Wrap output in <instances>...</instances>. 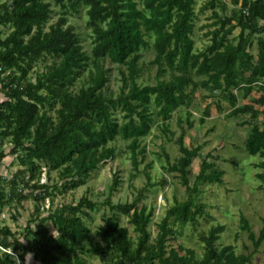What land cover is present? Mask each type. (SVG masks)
Returning <instances> with one entry per match:
<instances>
[{"label": "trees", "instance_id": "1", "mask_svg": "<svg viewBox=\"0 0 264 264\" xmlns=\"http://www.w3.org/2000/svg\"><path fill=\"white\" fill-rule=\"evenodd\" d=\"M196 0H0V162L10 155L19 168L7 178L0 174V212L15 200L32 198L33 216L16 235L0 219V264H86L94 256L100 264H250L264 240V223L256 234L240 214V228L252 244L248 252L233 245H218L224 225L198 234L201 256L176 239L185 225L195 228L207 216L200 184H224L221 170L203 158L193 181L192 159L201 144L186 146L185 128L192 127L191 106L198 90L206 91L199 123L209 116L210 104L226 115L248 114L245 148L259 160L256 178L264 183V0H206L198 13L210 9L209 22L199 29L206 43L195 46ZM54 7L59 16L49 23ZM85 10L89 51L69 16ZM238 28L237 35L233 31ZM5 29H8L6 32ZM257 52H250L253 39ZM154 52V83L137 82L141 51ZM45 60L41 71H33ZM121 66L118 92L109 89L105 61ZM32 71L34 77H32ZM258 98L248 102L252 92ZM250 99V98H249ZM255 104L262 108L255 107ZM178 114L180 133L174 138L179 156L169 161L163 144L166 172L175 173L185 187V197L167 205L158 221L154 206L140 202L150 180L127 203H112L108 195L100 204L87 195L77 201L54 203L60 194L84 185L91 173L116 158V141H127L131 177L140 173L146 144L140 138L157 127L165 141L173 140L169 121ZM118 116H121L118 118ZM120 119V120H119ZM153 136H159L153 132ZM9 149L4 151V147ZM158 155V154H157ZM149 165V164H148ZM55 171L57 180L50 172ZM42 175L47 181L42 182ZM113 174L110 191L118 183ZM164 180L160 181L162 184ZM8 189V193L6 190ZM140 202V204H139ZM108 206L103 223L95 230L85 222L98 206ZM127 218L131 232L120 224ZM37 221L34 226L32 222ZM49 223V224H48ZM150 224H154L152 234ZM53 230L55 232H53ZM31 255L33 262L27 261Z\"/></svg>", "mask_w": 264, "mask_h": 264}, {"label": "rangeland", "instance_id": "2", "mask_svg": "<svg viewBox=\"0 0 264 264\" xmlns=\"http://www.w3.org/2000/svg\"><path fill=\"white\" fill-rule=\"evenodd\" d=\"M206 0H196L195 12L198 13L200 6ZM228 4L227 14L229 13V0H225ZM210 9L198 13L195 19V46L201 48L206 39L201 35L206 28L199 29L200 26L209 22L206 17L210 14ZM59 16V9L54 7L52 17L49 20L54 22ZM69 23L73 24L76 31L81 36L82 45L85 50L89 51L90 38L87 34L86 15L85 10L79 7L78 13L69 16ZM7 32L8 29H5ZM239 29L233 31V35H237ZM250 52L256 54L255 38L252 42ZM154 52L151 48L143 49L141 51V59L139 64L143 67L140 76L137 80L140 84L154 83V74L156 66L150 65L149 61L153 58ZM45 60L41 59L33 71H41ZM105 67L109 70L108 86L114 94L118 92L121 85V78L119 74V65L105 61ZM32 71V77L34 73ZM204 90L196 92L197 98L194 106H191L192 116L194 121L192 127H187L184 121V112H179L183 119L181 127L185 128L184 142L186 146H196L201 144L199 156L192 159L189 166V178L192 182L195 175L199 171V166L203 158L214 163L221 170L224 171L222 175L224 184L216 183H202L200 189L202 191L201 199L207 204V216L200 218L195 228L191 225H185L181 233H176V239L170 241V244L176 246L177 243H182L185 247L192 248L197 256H201L202 243L198 238V234L207 232L212 226L216 224L224 225V230L218 240V245H233L236 252H248L252 249V244L247 236V232L240 228V214H243L253 231L258 234L264 223V183H261L255 176L259 171L254 164L259 160L257 155H251L245 148V140L248 131V124H241L243 120L248 119V114H241L239 116H227L229 110L227 102L223 101L224 110L218 111L213 103L210 105L209 116H206L203 123H199L198 119L202 115L205 104L210 103L211 100H201V95L205 93ZM260 93L252 92L248 99L244 101L240 98V102H248L253 98H258ZM0 99H4L0 90ZM255 107L262 108L255 104ZM178 114H174L169 121V128L174 132L173 140L165 141L163 135L159 132L157 127L152 126L147 135L140 138L142 144H146L147 151L145 157L140 159L138 168L140 173L131 177L134 170L130 167L129 152L126 149L127 141L117 140L116 158L109 161L105 165H101L96 171L91 173L90 177L84 185L79 186L74 191H68L62 197L58 194L54 198V203L58 204L62 201L70 202L77 201L81 195H87L92 200L99 204L110 195L112 203H127L135 196L136 190L142 188L149 179L150 185L145 196L140 202L154 206L153 220L158 221L164 214L167 205L173 204L174 200H182L185 197V187L180 183L178 177L172 172H166L163 165L166 166L164 156L159 155L161 152L160 144H163L168 154L169 161L173 162L180 154L177 144L174 142L180 133V125L176 122ZM121 116H118L120 118ZM120 120V119H119ZM154 133L159 136L154 137ZM9 149V145L4 147V151ZM158 154V155H157ZM4 162H0V174L5 173L9 178L12 173L19 168L16 159L10 155L3 158ZM149 164V165H148ZM117 172L118 183L113 191H110V186L113 180V174ZM50 175L53 180H57L55 171H51ZM164 180L162 184L160 181ZM47 181L45 175H42V182ZM8 193V189L6 190ZM139 202V204H140ZM36 202L32 198L23 199L21 204L15 200L11 204H6L2 207L0 212L1 219H4V224L8 225L16 235L23 232V227L26 222L33 216V210ZM91 217L86 218L85 222L90 226L91 230H95L97 226L103 223V213L109 214L108 206L100 205L98 210L91 211ZM120 224L126 225L131 232V225H129L127 218L119 215ZM37 221L32 222L34 226ZM49 224V223H48ZM152 234L155 231L154 224L149 226ZM53 232H55L53 230ZM13 256V255H12ZM27 261L33 262L32 256L27 255ZM86 264H100L98 259L94 256L87 257ZM250 264H264V240L259 246L258 251L253 255Z\"/></svg>", "mask_w": 264, "mask_h": 264}, {"label": "built area", "instance_id": "3", "mask_svg": "<svg viewBox=\"0 0 264 264\" xmlns=\"http://www.w3.org/2000/svg\"><path fill=\"white\" fill-rule=\"evenodd\" d=\"M0 74L2 75L1 67H0ZM0 219H1V217H0ZM0 250L7 251V252L11 253L12 255H14L15 257H17V253L12 252L11 249H6V248H4L3 246L0 245Z\"/></svg>", "mask_w": 264, "mask_h": 264}]
</instances>
